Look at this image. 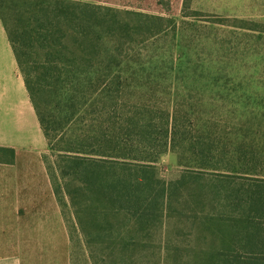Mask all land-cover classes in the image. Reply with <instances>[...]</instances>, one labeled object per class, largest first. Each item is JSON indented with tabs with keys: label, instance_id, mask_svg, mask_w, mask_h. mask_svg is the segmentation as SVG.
<instances>
[{
	"label": "trees",
	"instance_id": "obj_1",
	"mask_svg": "<svg viewBox=\"0 0 264 264\" xmlns=\"http://www.w3.org/2000/svg\"><path fill=\"white\" fill-rule=\"evenodd\" d=\"M8 1L0 0L1 13L57 157H46L55 193L69 199L86 246L116 245L119 264L153 250L171 264H264V104L250 111L243 92L250 114L233 125L216 119L206 128L205 108L197 114L181 100L170 115L124 76L134 49L165 31L163 16ZM253 23L246 28L264 32ZM210 80L243 85L221 73ZM168 145L183 169L171 180L155 163Z\"/></svg>",
	"mask_w": 264,
	"mask_h": 264
},
{
	"label": "rangeland",
	"instance_id": "obj_2",
	"mask_svg": "<svg viewBox=\"0 0 264 264\" xmlns=\"http://www.w3.org/2000/svg\"><path fill=\"white\" fill-rule=\"evenodd\" d=\"M64 1L165 18V31L161 37L147 48L138 46L134 49L131 57L137 62H128L124 76H128L133 87L143 84L140 91L146 90L145 95L152 94V99L162 101L170 115L176 102L181 100L185 106L197 105V114H202L205 108L202 118L209 119L206 128L216 119H224L227 125H233L234 121L242 123L250 114L245 107L247 101L240 97L243 92L252 98L250 111L258 102L264 104V32L246 28L253 22L264 24V0ZM6 2L9 4L8 0ZM229 22L237 26L227 25ZM216 73L233 76L236 82L242 81V89L235 90L234 83L213 84L210 78ZM25 143L35 145L39 141L31 137ZM43 149L45 151L33 156V160H28L23 153L20 155V166L31 165L33 171L17 172L25 187L18 184L17 193L22 195H18L16 203H0V212H4L2 208L6 206L9 210L6 214L10 215L6 220L1 219V223L6 222L7 226L15 223L16 226L13 246L8 244L10 233L7 230L10 229L1 233L0 255H17L23 264H119L113 261L116 245L107 243L87 247L82 236L75 231L74 209L65 204V201L70 204L69 199L58 198L50 189L45 191L44 178L52 184V175L50 171H41V166L46 157L57 158L45 133ZM3 150L0 149V163L9 158L15 160L14 149ZM155 163L161 176L167 180L179 177L183 170L177 152L169 145L159 153ZM4 173L1 169V178L6 176ZM31 173L34 181H25L23 176ZM155 239L153 245L159 243L157 237ZM200 243L206 248V239ZM137 254L141 264L176 261L175 258H162L158 250ZM190 260L192 263L202 261Z\"/></svg>",
	"mask_w": 264,
	"mask_h": 264
},
{
	"label": "crops",
	"instance_id": "obj_3",
	"mask_svg": "<svg viewBox=\"0 0 264 264\" xmlns=\"http://www.w3.org/2000/svg\"><path fill=\"white\" fill-rule=\"evenodd\" d=\"M44 133L39 114L18 59L16 47L10 37L0 9V149H5L3 151L14 149L15 151L14 161L9 158L0 163V170L3 169L6 175L3 178L0 177V203L1 201L16 203L18 195H22L21 192L17 193L18 184L20 187L22 185L25 187V184H22L24 180H20L21 177L18 176L17 172L25 171L29 173L33 171V167L31 165L21 167L19 164L20 155L23 153L28 160H33V156L37 157L38 153L44 152ZM31 137L38 140L39 143L35 145L26 144L25 141ZM22 148L25 149L24 152L21 151ZM40 170L49 171L46 159ZM32 176L33 173L25 174L23 177L25 181L31 180L33 182ZM51 182L52 184L49 179L44 178L45 191L50 189L57 196L52 179ZM27 186L29 185L27 184ZM2 211L4 212H0V220L10 218V215L6 214V211H9L6 206L2 208ZM12 215L15 222V216L14 214ZM7 228L10 229L7 230L10 233V242L8 244L15 245L13 237L16 232L15 223L7 226L6 222L1 223L0 221V249L1 233L5 234ZM2 229L4 230L3 232H1ZM0 264H23V262L19 256L10 254L0 255Z\"/></svg>",
	"mask_w": 264,
	"mask_h": 264
}]
</instances>
